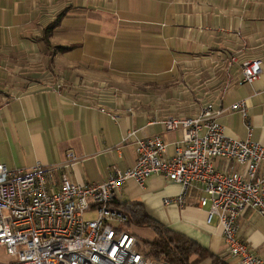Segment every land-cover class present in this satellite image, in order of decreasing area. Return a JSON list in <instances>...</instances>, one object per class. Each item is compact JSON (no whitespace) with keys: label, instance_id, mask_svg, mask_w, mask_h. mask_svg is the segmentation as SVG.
Returning a JSON list of instances; mask_svg holds the SVG:
<instances>
[{"label":"crops","instance_id":"1","mask_svg":"<svg viewBox=\"0 0 264 264\" xmlns=\"http://www.w3.org/2000/svg\"><path fill=\"white\" fill-rule=\"evenodd\" d=\"M252 59L263 72L246 83L243 63ZM241 101L247 118L232 109ZM207 104L223 110L227 135L246 139L250 124L264 146V0H0V162L8 167L61 166L73 152L78 160L57 168L56 183L65 173L101 184L111 166L136 163L130 131L161 135L173 153L183 136L164 121ZM181 191L152 174L145 185L129 179L117 196L218 264H236L218 220L206 221L210 206L164 203ZM239 237L264 259V215L248 209Z\"/></svg>","mask_w":264,"mask_h":264},{"label":"built area","instance_id":"2","mask_svg":"<svg viewBox=\"0 0 264 264\" xmlns=\"http://www.w3.org/2000/svg\"><path fill=\"white\" fill-rule=\"evenodd\" d=\"M242 71V81L253 82L263 72V61H245ZM232 109L247 118L245 101ZM222 113L207 104L194 116L167 118L166 131L183 136L173 153L161 135L137 137L130 131L125 140L135 139L136 163L127 169L111 166L101 184H79L65 173L56 183L57 168L78 160L73 152L61 166L13 169L0 162V248L13 258L0 264H172L148 256L138 235L126 227L128 215L113 206L129 179L145 185L152 174L182 186L180 195L166 197L165 204L210 206L206 221L218 220L236 264H264L239 237V219L248 209L264 215V146L252 138L250 124L246 139L227 135ZM90 209L96 217L86 220Z\"/></svg>","mask_w":264,"mask_h":264},{"label":"trees","instance_id":"3","mask_svg":"<svg viewBox=\"0 0 264 264\" xmlns=\"http://www.w3.org/2000/svg\"><path fill=\"white\" fill-rule=\"evenodd\" d=\"M114 207L122 210L128 215V223L135 225L143 224L152 228L155 238L148 242L150 249H146V254L156 260L168 261L172 264H197L204 258L210 256L213 263L218 264L219 258L213 256L193 239L178 233L171 228L161 224L150 217L140 203H121L116 201Z\"/></svg>","mask_w":264,"mask_h":264},{"label":"rangeland","instance_id":"4","mask_svg":"<svg viewBox=\"0 0 264 264\" xmlns=\"http://www.w3.org/2000/svg\"><path fill=\"white\" fill-rule=\"evenodd\" d=\"M96 217V212L94 209H90L85 213V219H93ZM128 227L131 228L139 237L140 241L142 242L143 246L146 249H150L148 242L152 241L156 236L155 232L152 230V228L148 226H144L143 224L135 225V223L131 224V222L128 223ZM13 258L9 257L6 250L4 248H0V261L9 262Z\"/></svg>","mask_w":264,"mask_h":264}]
</instances>
